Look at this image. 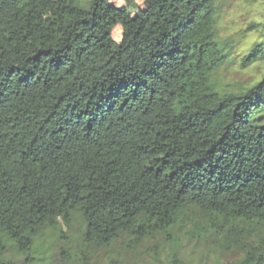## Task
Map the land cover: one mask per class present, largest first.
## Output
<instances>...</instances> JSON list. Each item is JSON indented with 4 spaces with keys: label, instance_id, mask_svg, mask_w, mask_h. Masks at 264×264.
Masks as SVG:
<instances>
[{
    "label": "trees",
    "instance_id": "trees-1",
    "mask_svg": "<svg viewBox=\"0 0 264 264\" xmlns=\"http://www.w3.org/2000/svg\"><path fill=\"white\" fill-rule=\"evenodd\" d=\"M216 10L0 0V264H22L2 239L28 249L73 212L88 246L166 237L187 218L230 264H264V74L213 82L232 59L264 60V34L233 54Z\"/></svg>",
    "mask_w": 264,
    "mask_h": 264
},
{
    "label": "rangeland",
    "instance_id": "rangeland-1",
    "mask_svg": "<svg viewBox=\"0 0 264 264\" xmlns=\"http://www.w3.org/2000/svg\"><path fill=\"white\" fill-rule=\"evenodd\" d=\"M89 0H77L86 5ZM113 1L121 5L120 0ZM141 4L143 0H135ZM217 7L216 31L218 40L231 45L234 52L248 46L257 35L264 34V0H214ZM132 10V8H130ZM121 26L112 30V38L119 41ZM264 74V60L241 67L239 58L232 59L213 75L219 89L241 90ZM202 224V214L192 212L188 218ZM81 216L73 212L68 224L61 218L53 226L40 228L28 249L19 250L7 239L4 259L22 264H230L238 255L233 251H219L215 244L198 235L188 221L170 229L166 237L154 235L141 241L124 237L101 248L88 246L84 241ZM173 257L176 260H173Z\"/></svg>",
    "mask_w": 264,
    "mask_h": 264
},
{
    "label": "snow or ice",
    "instance_id": "snow-or-ice-1",
    "mask_svg": "<svg viewBox=\"0 0 264 264\" xmlns=\"http://www.w3.org/2000/svg\"><path fill=\"white\" fill-rule=\"evenodd\" d=\"M120 3H123V0H120Z\"/></svg>",
    "mask_w": 264,
    "mask_h": 264
}]
</instances>
